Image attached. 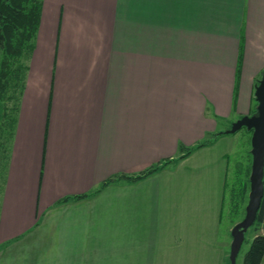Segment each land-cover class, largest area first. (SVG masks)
Returning <instances> with one entry per match:
<instances>
[{
  "label": "crops",
  "instance_id": "0c3cea01",
  "mask_svg": "<svg viewBox=\"0 0 264 264\" xmlns=\"http://www.w3.org/2000/svg\"><path fill=\"white\" fill-rule=\"evenodd\" d=\"M263 68L264 0H42L0 264L229 262L215 132L252 113Z\"/></svg>",
  "mask_w": 264,
  "mask_h": 264
},
{
  "label": "trees",
  "instance_id": "16d2710c",
  "mask_svg": "<svg viewBox=\"0 0 264 264\" xmlns=\"http://www.w3.org/2000/svg\"><path fill=\"white\" fill-rule=\"evenodd\" d=\"M41 3L42 0H0V199L10 145L15 132L19 101L28 69V60L35 44ZM254 103L252 113L256 110L257 105L255 97ZM218 133H225V131L215 132V134ZM203 143L204 141L196 145ZM167 162L168 160H162L135 175L124 176L137 179L164 166ZM249 172L250 164L243 169L235 166L234 177L230 182L231 199L237 201L232 205L234 209L239 207V202H242L246 197L249 188ZM115 176L103 180L100 186L113 180ZM262 180L263 194L252 224L255 229H257V226H254L255 223L264 222V168ZM263 253L264 232H256L244 252L242 264H260Z\"/></svg>",
  "mask_w": 264,
  "mask_h": 264
},
{
  "label": "water",
  "instance_id": "95a60500",
  "mask_svg": "<svg viewBox=\"0 0 264 264\" xmlns=\"http://www.w3.org/2000/svg\"><path fill=\"white\" fill-rule=\"evenodd\" d=\"M257 101L256 111L243 114L235 119L225 132H233L241 126L251 129L250 152L252 155L249 172L248 199L245 204V213L241 219L231 227V242L229 248V264H236V256L245 237V231L253 224L260 200L263 194V168H264V68L254 88Z\"/></svg>",
  "mask_w": 264,
  "mask_h": 264
},
{
  "label": "rangeland",
  "instance_id": "374dc122",
  "mask_svg": "<svg viewBox=\"0 0 264 264\" xmlns=\"http://www.w3.org/2000/svg\"><path fill=\"white\" fill-rule=\"evenodd\" d=\"M233 121L227 123L229 125L228 127H230ZM227 134L231 139V151L229 153V158H228V172L226 178L227 182L225 185V194H224L223 210H222V223H223L222 225L224 226L227 224V226L228 227L230 226L231 228L236 221H238L243 217L245 213V204L248 199V192H247L246 197L243 199V201L239 202L240 204L239 207L234 209L232 205L237 201L231 199L232 193L230 189L231 187L230 182H232L234 177L235 166L242 167V169L248 164H250L251 166V160H252V155L250 152L251 130L248 129L246 126H241L240 128H238L233 132H227ZM209 137L210 136H207L206 138L208 139ZM206 138L205 140H207ZM253 232H254V228L252 225H250L248 229L245 231V237L237 253L236 264H242L244 252L249 246ZM217 244L222 245L228 248L229 250V243H217ZM174 259H176V257ZM226 264H229V262L227 261Z\"/></svg>",
  "mask_w": 264,
  "mask_h": 264
}]
</instances>
